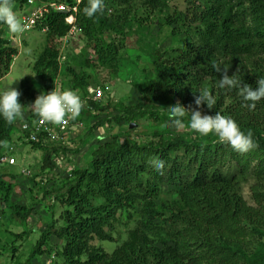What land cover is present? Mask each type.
<instances>
[{"label":"trees","instance_id":"trees-1","mask_svg":"<svg viewBox=\"0 0 264 264\" xmlns=\"http://www.w3.org/2000/svg\"><path fill=\"white\" fill-rule=\"evenodd\" d=\"M26 1L14 0L13 5ZM134 1L112 0L115 7L110 15L104 9L92 19L83 12L88 0L82 1L76 25L79 37L95 51L96 61L84 51H73L71 62L79 70L70 65L60 73V49L71 28L67 14L51 8L39 21L37 28L46 29L45 47L33 69L46 92L59 76L84 92L89 85L99 84L101 68L117 78L129 48L151 60L156 80L150 79L146 86L135 83L143 98L135 106L120 101L93 102L96 116L117 111L109 121L127 125L125 134H129L123 141L113 135L92 149L85 168L73 169L65 182L66 193L57 195L64 207L62 224L48 225L27 262L52 252L44 246L54 236L62 247L53 264H264V99L253 110L244 107L237 90L219 87L222 73L213 68L214 63L226 66L229 76L235 74L244 84L258 87L257 80L264 77V0H205L203 6L189 2L184 10L163 20L158 17L155 24L160 29L170 27L171 36L184 40V46L166 49L160 46L162 39L148 33L146 23L167 7L168 0H143L145 17H137ZM3 26L7 25L0 23ZM134 34L139 43L133 41ZM17 54L18 49L0 35V74L9 72ZM27 80H23V96L18 98L24 104L35 98ZM203 88L215 96L216 104L211 109L203 104L198 110L231 117L242 131L251 132L253 149L240 153L212 134L178 135L160 129L153 132L158 138L134 139L133 132L143 125L141 119L163 126L177 102L186 109L196 108L195 96ZM14 130V122L0 118V158L14 142ZM19 139L44 149V166L48 164V149ZM154 158L165 161L162 173L151 165ZM16 176L0 169L2 204L25 222L32 207L12 202ZM162 185L178 194L173 203L156 202ZM247 185L251 202L243 194ZM125 213L136 222L128 238L111 253L96 246V239L117 240L115 226ZM28 234L24 231L15 237Z\"/></svg>","mask_w":264,"mask_h":264},{"label":"clouds","instance_id":"clouds-1","mask_svg":"<svg viewBox=\"0 0 264 264\" xmlns=\"http://www.w3.org/2000/svg\"><path fill=\"white\" fill-rule=\"evenodd\" d=\"M27 1L24 4L17 3L13 5L14 0H0V23H4L7 25V26H3V28L1 29L2 31L9 30L13 34H22L24 31H30L35 28L38 29L37 27L39 21L44 15L38 20L35 27H33L30 30H26V25L22 23L23 14L25 13L30 14L34 9L33 6L27 5ZM56 1L60 3V2H65L66 0H56ZM82 1L83 0H81L80 2L77 0H73V2L71 3L70 0H68L67 2L69 3L71 10L68 13L62 12L64 14H67L66 22L71 26L68 34L72 29H75V33L69 36V45L65 47H64V38L68 36V34L63 37V44L60 49V55H59V63L61 67L60 73L66 71V67L65 69H63V66L64 63L67 61V56L63 52L65 50L70 49L72 47V43L78 41L79 39V30L76 25V15L78 13L79 6L82 3ZM43 3L51 4L53 2L49 3L43 1ZM16 5L17 7L22 8L23 10H24V6L29 7L26 12L23 11L22 13H20L21 20L18 18L17 14L15 13V10L13 9V7H16ZM74 6L77 7L76 12L72 9ZM114 7L115 6L113 5L112 0L107 2L106 6L104 0H88L87 6L84 7L83 12L88 18L92 19L95 16H97V14L102 13L104 9H106L107 15H110L113 12ZM51 8L53 10H56L55 8L49 5L48 10L46 12H48L49 9ZM111 8H112V12H109V9ZM70 16L74 18L73 22L71 23L67 21V18ZM2 31L0 32L1 36L3 33ZM41 31L45 32L46 29ZM11 37H12L11 39L14 41L12 40L9 41L11 42L12 46L18 49L17 41H19L20 38L16 39V37L14 36ZM74 49L75 52H79V53L87 49V51H89V55L87 56H89L90 59L96 61V53L93 49L87 46L84 49L83 48L77 49V47ZM63 56L65 57L64 60H62ZM15 57L16 55L14 56V59ZM213 68L215 69L216 72L222 73V78L219 79V87L222 89L237 90L238 95L241 96L243 98V101L245 102L243 105L244 107L248 108L249 110H253L256 107V104L260 102L262 99H264V77H261L257 80L256 83L258 87L256 89H253L252 86L248 84H244L240 79L237 78L235 74L229 76L227 74L228 67L221 66L218 63H214ZM7 74H0V86L3 78ZM60 77L61 76H59L56 79L50 92H46L44 90V93H41L38 97H36L32 89L35 98L32 102L25 104L19 102L18 98L22 97L23 94L21 95V93L17 89L8 87L6 89L0 90V118H2L5 122L9 124L14 122L15 129L17 128L20 134L18 135L17 139L14 138V142L9 145L7 152H5L1 156L0 166L2 164L13 166L18 163V159L15 156L16 153L15 151L19 149V147H22L20 145L25 144L23 140L19 139V137H23L25 141L39 143L41 146L48 149L49 152L48 164L46 163V165L44 166V162H43L44 157H42V160L38 161V164L35 167L29 166L30 168H27L26 166H24L21 170V173L25 175L26 180H31V178L36 177V179L40 180L42 184H46L48 182L45 186V190L48 191V195H49L48 197L52 199L53 198L58 199L57 195L66 193L68 189V186L65 185L66 180L68 178H71L74 168L78 166L85 168L87 166V163L89 161L88 156L91 153L92 149L112 138L113 133L108 132L110 129V123L106 121V118L107 116L111 118L112 115L118 114L117 111L110 115L107 112H103L102 115L96 116L98 111L94 108L93 101H90V104L93 106L95 111L92 112L91 117L86 116V119L84 120V124H85L84 127L81 128L78 132H75L74 134L70 135V137L67 140L61 141L59 143L56 142V143L46 144L44 140H42V137H40L41 139L39 141L31 139L30 133L25 132L22 129L25 123L34 125L38 120V117L41 119V121L51 123L54 125H61L66 121V119L76 120L79 117L82 108L84 106L81 98H85L88 95L89 87L91 86L101 87L105 91V94L102 99L105 101L104 102L105 104H107L110 101H113L114 103L117 102V99L116 101L113 98L111 99V97L113 96V92L110 93L106 91L104 86H102L101 84H91L88 86L87 91L84 92L79 89L77 90L73 89V87L70 88L65 87ZM57 83H61L62 90L55 88ZM198 92L199 95L195 96V100H194V103L197 106L196 108H192L191 106H189V108L186 109L179 102H177L174 106L170 107V111L168 115L171 125L175 127L177 130L183 129L186 126L184 123V118L188 116L189 117L188 126H190V128L195 133H198L201 136H208L212 134L217 137L220 143H226L230 145L233 148V150L240 153H245L253 149L255 147V142L251 132L245 133L244 131H242L239 125L237 124V122L234 121L231 117L222 115L219 112H217L215 115L202 114V111L198 110L199 107L203 104H206L209 109L214 107L216 104L215 96L207 88H203ZM108 93L111 94L110 99L105 98V97H109L107 95ZM100 122L102 124H100ZM134 126H135L134 123L130 124L131 129ZM88 128H92L91 134L88 136L87 140L84 141L83 144L77 145V143H79V140L85 137V134L88 132ZM119 138H120L119 140L123 141L125 136L124 137L120 136ZM40 150L42 155L44 156L45 150L44 149H40ZM61 156H63V160L59 159ZM83 156H86L87 158V162H85L86 163L85 166L81 165ZM4 157H8V158L13 157L16 159V163L11 164L9 161H3L2 158ZM58 159L63 161L61 165L57 164ZM79 159H81V161ZM151 165L156 169L157 172L162 173L163 169L165 168V161L163 159L154 158L151 160ZM24 170H30L31 174L30 175L26 174ZM37 172L40 173L39 176L36 174ZM52 177L54 178V181L56 180L57 183H60L59 190L53 193L49 192L50 190L49 181L52 179ZM26 180H24L23 183L17 181L18 183L16 185L18 186L17 187L15 186V191L19 189L18 191H21L22 193V191H24L25 189L29 190L30 186L28 185V188H26L24 185V183H26L25 182ZM15 191L13 195H15ZM15 234H21V233H14V236ZM14 239L17 240L20 238L15 237ZM48 241H47V245H48ZM47 245L44 246V249H48ZM53 249L54 248L51 249L52 252H48L49 260H47L45 264H48L49 261L51 262V264L54 263L57 249L56 251H54Z\"/></svg>","mask_w":264,"mask_h":264},{"label":"rangeland","instance_id":"rangeland-1","mask_svg":"<svg viewBox=\"0 0 264 264\" xmlns=\"http://www.w3.org/2000/svg\"><path fill=\"white\" fill-rule=\"evenodd\" d=\"M189 2H196L197 5L203 6L205 0H168L167 7L162 10V12L156 13L154 16L150 17V20L146 23L148 33L151 35L157 36L162 39L163 42L160 45L162 49H166L172 45L184 46V40L181 37L171 36V28L167 26H163L161 29L155 24L158 17H161L162 20L165 19L166 15H172L177 10H184ZM29 7L24 6V10L22 8L17 7L15 13L18 18L21 20L20 13L23 11L26 12ZM134 11L137 14V17L146 16L145 8L143 7V0H135L134 1ZM6 29V28H4ZM140 35V34H138ZM2 36L8 40H12L11 36L16 37V39L20 38L17 41V47L19 53L16 55L13 64L9 73L3 78L0 90L6 89L8 87L17 89L21 95L23 94L22 82L24 79L28 78V82H30V86L33 89L36 97H38L41 93H44V89L42 86L41 79L35 73L33 66L38 58L39 54L45 47V32L39 29H33L30 31H24L22 34H13L9 30H4ZM136 34L133 35L132 39L134 42H140L138 38H136ZM150 39V38H149ZM14 41V40H12ZM20 44V45H19ZM86 42L80 36L78 41L72 43V47L68 50H65L63 53L67 56V61L64 63L63 69H67L68 66L73 65L77 70H79L78 66H75L71 62V57L74 54V48L77 49L85 48ZM83 54L85 56L89 55V51L83 50ZM76 54L79 52H75ZM123 67L120 71V74L117 78H111L107 75V71L104 69H99L97 74L98 83L102 84L106 91L113 92V96L108 93L109 97H105L106 99H117L125 106H135L142 101V94L139 89L135 86V83H140L142 86H146L150 79L156 80V74L154 71V67L152 65L151 60L145 56L143 53L141 54L136 48H129L124 53ZM62 83L65 87L70 88L71 85L70 79L60 77ZM113 79V80H112ZM20 95V96H21ZM106 121L110 123L109 133H113V135H119L124 137L129 134L128 132L125 134L127 125H120L116 123V121H109V117L106 118ZM141 123L143 124L141 127H137V129L133 132V137L139 141H146L154 138H158L153 135V132L157 129L167 130L174 133H178V135H186V133H195L189 125V120H184L185 127L181 130H177L170 123V120L167 121L163 126L158 125L152 121L147 119H141ZM118 126V127H117ZM92 129L88 128V132L85 134V137L79 140V144H83L84 141L87 140L88 136L91 134ZM19 131L17 128L14 130V138H18ZM15 152V156L18 159V163L13 166H9L6 164H2L0 169L9 173H15L17 176L15 183L17 181L24 182L25 175L21 173V170L24 166L30 168L29 166L35 167L38 164V161L42 160V153L40 149L32 148L31 144H23L20 145ZM89 156V160H90ZM81 161V159H79ZM86 160V161H85ZM78 161V160H77ZM87 162L86 156H83V160L81 162L82 166H85ZM80 163V162H79ZM38 176L39 172L36 173ZM24 183L25 187L29 190L15 191V195H12V202H15L19 205H26L32 207L31 216L25 222L22 221L20 217L16 214H13L10 208H5L2 204V192L0 191V264H29L27 260L30 257L31 251L41 234L44 230L47 229L48 225L53 222L58 223V225L62 224L61 221V213L64 209L63 205L60 203L59 199L49 198L48 191L45 190L46 184H42L40 180L36 179V177L31 178V180H26ZM53 182V183H51ZM49 192L53 193L59 190L60 183L54 181V178L49 181ZM18 185H16L17 187ZM17 189V188H16ZM243 194L245 198L251 202V195L249 192V187L244 186ZM178 198V194L174 190V188L168 185H162L160 194L156 202L158 204L162 203H173L174 200ZM138 211L135 212V217H138ZM136 226V222L133 219L127 218V214L120 215V218L115 226L116 229V237L117 240H101L96 239L93 243L102 247L105 251L111 253L113 252L119 245L123 243L128 238V232L130 229ZM27 231L29 234L25 236L23 239H17L14 241V233H22ZM59 241L56 237L52 236L49 238L47 248H54L53 250L61 248ZM49 260V253L44 252L43 254H39L36 257L31 259L30 264H45Z\"/></svg>","mask_w":264,"mask_h":264},{"label":"built area","instance_id":"built-area-1","mask_svg":"<svg viewBox=\"0 0 264 264\" xmlns=\"http://www.w3.org/2000/svg\"><path fill=\"white\" fill-rule=\"evenodd\" d=\"M66 0L65 2H58L54 1L51 4L43 3L41 0H28L27 5L33 6V11L29 13H25L22 16V23L26 25V30H30L33 27H35L38 20L44 15V13L48 10V6L55 8L56 10L64 13H68L71 10V7L69 3ZM81 1V0H77ZM110 0H104L105 6L107 2ZM75 12L77 11V7L74 6L72 8ZM109 12H112V8L109 9ZM74 18L72 16L67 18V21L69 23L73 22ZM75 33V29H72L68 36L64 38V47L69 45V36L73 35ZM65 57H62V60H64ZM56 89L62 90L61 83H57L55 86ZM54 88V89H55ZM105 94V91L101 87H95L91 86L89 87L88 95L85 98H81L83 101V108L79 115V117L76 120L66 119V121L61 125H54L51 123L43 122L38 117V120L34 125H30L29 123H25L22 127L23 131L30 133V138L33 140H40L42 137V140L46 144L50 143H59L61 141L67 140L70 135L74 134L75 132H78L81 128L84 127V120L86 119V116L92 115V112H94L93 106L90 104V101L98 102L103 99V96ZM87 111V112H85ZM86 113V114H85ZM59 158V157H58ZM59 159L63 160V156H61ZM58 159V163L60 164L63 162ZM3 161H9L11 164L16 163V159L13 157H4L2 158ZM24 172L28 175L31 174L30 170H24ZM48 264H51L49 261Z\"/></svg>","mask_w":264,"mask_h":264},{"label":"crops","instance_id":"crops-1","mask_svg":"<svg viewBox=\"0 0 264 264\" xmlns=\"http://www.w3.org/2000/svg\"><path fill=\"white\" fill-rule=\"evenodd\" d=\"M13 9L16 10V7H13ZM2 28H3V27L0 28V32L2 31V30H1ZM2 32H4V31H2Z\"/></svg>","mask_w":264,"mask_h":264}]
</instances>
